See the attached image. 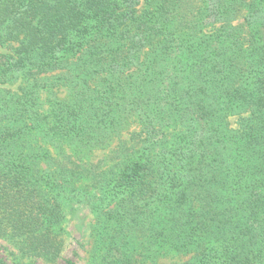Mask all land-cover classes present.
<instances>
[{"label": "trees", "instance_id": "trees-1", "mask_svg": "<svg viewBox=\"0 0 264 264\" xmlns=\"http://www.w3.org/2000/svg\"><path fill=\"white\" fill-rule=\"evenodd\" d=\"M2 85L22 255L86 208L96 264H264V0H0Z\"/></svg>", "mask_w": 264, "mask_h": 264}, {"label": "rangeland", "instance_id": "rangeland-1", "mask_svg": "<svg viewBox=\"0 0 264 264\" xmlns=\"http://www.w3.org/2000/svg\"><path fill=\"white\" fill-rule=\"evenodd\" d=\"M10 87L8 85L0 86V88ZM12 88L15 89L16 86H12ZM106 153L103 150H98L94 153L92 160L97 161ZM85 209L67 215L58 227L62 250L60 257L55 262L24 256L15 244L2 238H0V259L6 264H66V260H71L76 264H96L97 252L93 247L94 236L92 230L95 218L89 210ZM181 259V257L173 256L165 260V264H178Z\"/></svg>", "mask_w": 264, "mask_h": 264}]
</instances>
